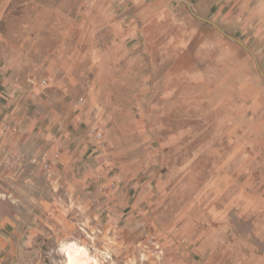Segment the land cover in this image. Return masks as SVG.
I'll list each match as a JSON object with an SVG mask.
<instances>
[{
	"label": "rangeland",
	"instance_id": "374dc122",
	"mask_svg": "<svg viewBox=\"0 0 264 264\" xmlns=\"http://www.w3.org/2000/svg\"><path fill=\"white\" fill-rule=\"evenodd\" d=\"M263 3L0 0V264H264Z\"/></svg>",
	"mask_w": 264,
	"mask_h": 264
},
{
	"label": "crops",
	"instance_id": "0c3cea01",
	"mask_svg": "<svg viewBox=\"0 0 264 264\" xmlns=\"http://www.w3.org/2000/svg\"><path fill=\"white\" fill-rule=\"evenodd\" d=\"M261 8L262 10L259 13H261L262 18V23L260 25V28L263 29L262 33L260 31H256L250 38H257V41H260L264 45V3L261 5ZM259 13H257L255 17H257ZM248 24L250 23L248 22L247 25ZM69 163L70 161L67 158L64 159L63 164L65 171L68 168ZM80 181L88 184L87 176L86 179L83 177ZM79 184V182H73V184H71V189L75 191V193H77ZM212 204L213 203H211L209 206L211 207ZM131 216L134 215L131 213L129 217L131 218ZM188 216L185 217L184 219L186 220L183 221L181 218L184 216L180 214L181 218H178L173 224V226H175L171 228L172 236L168 237L169 240L167 243V249L169 250L168 264H222L225 262L220 250H214L212 244V238L214 237L215 232L220 231L223 227H221L219 224H203L199 221L193 222V219L190 218L191 215L189 214ZM178 222H180V225L182 224V227L179 229V233L174 232L176 231L174 228L177 226L176 224ZM207 243H209V249L212 248V250H206ZM181 248L185 251L181 252L180 254L179 250Z\"/></svg>",
	"mask_w": 264,
	"mask_h": 264
},
{
	"label": "bare ground",
	"instance_id": "6f19581e",
	"mask_svg": "<svg viewBox=\"0 0 264 264\" xmlns=\"http://www.w3.org/2000/svg\"><path fill=\"white\" fill-rule=\"evenodd\" d=\"M68 264H91L86 252H75L70 255Z\"/></svg>",
	"mask_w": 264,
	"mask_h": 264
}]
</instances>
